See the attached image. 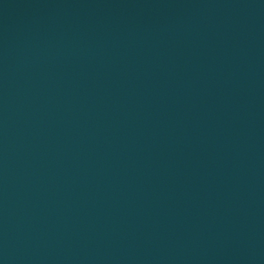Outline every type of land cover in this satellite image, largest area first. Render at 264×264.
I'll return each instance as SVG.
<instances>
[{
    "label": "water",
    "instance_id": "1",
    "mask_svg": "<svg viewBox=\"0 0 264 264\" xmlns=\"http://www.w3.org/2000/svg\"><path fill=\"white\" fill-rule=\"evenodd\" d=\"M0 264H264V0H0Z\"/></svg>",
    "mask_w": 264,
    "mask_h": 264
}]
</instances>
